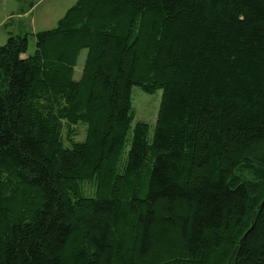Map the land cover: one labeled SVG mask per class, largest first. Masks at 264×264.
<instances>
[{"label":"trees","instance_id":"1","mask_svg":"<svg viewBox=\"0 0 264 264\" xmlns=\"http://www.w3.org/2000/svg\"><path fill=\"white\" fill-rule=\"evenodd\" d=\"M34 36L0 45V264H264V0H77Z\"/></svg>","mask_w":264,"mask_h":264},{"label":"rangeland","instance_id":"2","mask_svg":"<svg viewBox=\"0 0 264 264\" xmlns=\"http://www.w3.org/2000/svg\"><path fill=\"white\" fill-rule=\"evenodd\" d=\"M77 0H0V45L4 44L9 35H26L28 40L27 55L35 50L34 34L41 30L52 29L65 11L73 6ZM86 56V50L79 53L75 67L74 79H78ZM161 90L152 94L144 92L141 88L133 86L131 91L132 124L137 121L146 122L152 129L160 104ZM73 134L70 138L81 141L85 137L86 126L77 124L70 128ZM70 132V133H71ZM62 136L66 139L67 128L64 127ZM64 141L66 142V140ZM245 179H252L249 172H240ZM10 186L9 184H6ZM86 192L93 188L86 185Z\"/></svg>","mask_w":264,"mask_h":264},{"label":"water","instance_id":"3","mask_svg":"<svg viewBox=\"0 0 264 264\" xmlns=\"http://www.w3.org/2000/svg\"><path fill=\"white\" fill-rule=\"evenodd\" d=\"M233 253H234V251H233ZM233 253H232L231 256L229 257V260H228L227 264H230L231 259H232V256H233Z\"/></svg>","mask_w":264,"mask_h":264}]
</instances>
